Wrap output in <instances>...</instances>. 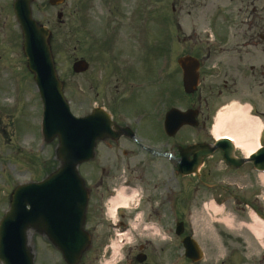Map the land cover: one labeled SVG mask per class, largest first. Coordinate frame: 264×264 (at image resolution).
Masks as SVG:
<instances>
[{
  "label": "flooded vegetation",
  "instance_id": "flooded-vegetation-1",
  "mask_svg": "<svg viewBox=\"0 0 264 264\" xmlns=\"http://www.w3.org/2000/svg\"><path fill=\"white\" fill-rule=\"evenodd\" d=\"M147 2L151 0H75L77 25L91 28V55L89 86L84 88L82 77L77 76L74 98L91 111L102 108L112 122L111 139L98 143L92 164L81 167L88 190L83 230L91 244L77 264H96L101 238L109 230L104 223L108 218L105 205L116 188L137 204L131 213L115 210L123 222L138 214V226L173 222L165 225L173 228L172 233L177 222L187 220L192 194L198 188L188 180L175 186L180 171L193 166L194 152L186 149L194 143H210L207 126L211 114L223 104L237 100L255 106L257 99L264 97V0H153L152 18L167 19L169 28H181L180 14L185 12L190 18L185 27L214 30L212 42L205 34L204 50L191 54L199 62V84L196 96L184 95V99L178 94L177 36L169 51L146 52ZM158 4L168 9H155ZM0 5V16L5 10L12 16L11 0H0ZM136 9L141 32L138 49L130 43L127 51L115 40H105L103 29L111 30L116 24L117 34ZM5 23L11 25L4 16L0 18L1 27ZM194 108L199 109L196 129L183 126L174 131L171 123L177 121V110ZM116 135L119 137L113 139ZM207 164L209 167L204 159L202 167L207 168ZM144 229L147 236L154 232L153 227ZM176 240L164 244L156 239L140 240L130 248H137L145 256L144 262L137 263L134 256L128 260V250L125 263L161 264L151 254L157 252L156 248H177ZM46 248L54 251L49 244ZM45 264L64 263L59 255L58 260L46 256Z\"/></svg>",
  "mask_w": 264,
  "mask_h": 264
},
{
  "label": "rangeland",
  "instance_id": "rangeland-1",
  "mask_svg": "<svg viewBox=\"0 0 264 264\" xmlns=\"http://www.w3.org/2000/svg\"><path fill=\"white\" fill-rule=\"evenodd\" d=\"M46 1L35 0V6L37 7L39 17L44 18L45 23H48L52 31L53 41L51 40V50L56 62L59 78L65 77V79H69L72 77L71 65L73 61L79 55L84 56L86 54L85 49L83 50V54H81L79 48H76L78 46L76 40L83 31L77 30L75 26L74 10L76 7H74V0H66L62 6L63 10L62 7L57 9L46 6ZM1 7L2 5H0ZM155 9L167 10L168 7L165 4H158ZM60 10L63 13L61 19L57 18V12ZM146 10L147 15L152 14L148 6ZM166 15L170 17L169 13H166ZM4 16L12 25L10 26L7 23L3 27L0 25V215L2 216L9 204L13 188L17 184L38 180L44 176L43 172L45 170L55 166L53 153L55 143L45 144L44 150H39L41 145H43L41 144L42 136L39 132L42 103L36 95L33 79L26 70L25 60L21 52L20 36L13 17L7 15L6 10L3 11L0 18L2 19ZM56 20L61 23L58 24ZM180 22L182 26H186L185 21L180 20ZM144 26V38L148 41V45L156 52H162L170 41L167 19L159 17L150 18L145 21ZM139 27L138 10L136 9L129 15L128 22L119 27L117 34L114 32L115 28H118L116 24L112 26L111 30L104 28L103 33L106 35L105 40H115L119 46L129 51L130 43L133 44L135 49H138L141 37ZM121 29H123V36H120ZM189 31V28L178 29L179 44L177 45V53L179 55L181 53L183 55L187 54L189 44H187L185 38ZM83 37L85 36L83 35ZM80 43L86 44L87 42L84 38H80ZM88 57L86 56L84 59L89 61ZM73 88L74 78H71L66 87L65 95L69 98L70 103H74L73 105L71 104L70 109L74 115H77L82 109L80 108L79 110L75 107V102L71 95ZM180 95H182L181 91ZM225 110L217 111V116L212 123V127H214L218 116ZM261 123L264 127L263 120ZM247 174H249V170H246L243 176ZM243 176L240 177V186H246L245 184H247V182H244ZM249 182L255 190V199H264V174H251ZM175 186L180 187V181L176 182ZM161 223L162 226H165L166 224L172 225L173 222L162 221ZM220 229L223 230V227L220 226ZM256 229H259L257 231L259 237L255 238V240L258 243H264V228L260 229L257 225ZM232 234L234 236H244L243 232L235 230H232ZM109 236L110 231L108 230L103 234L101 238L102 242H106ZM129 239H132V236H129ZM198 239L206 247L204 248L206 260H208V256H211L216 251V248H221L217 258H221L226 253L229 261H233L235 264H252L250 262L246 263L243 260L239 262V258L243 256V246L245 244H242L237 238H229L222 235V231L220 234L216 231L212 239L202 238L201 236ZM44 243V239L37 236H34L30 241V245L35 252V264H45V255L53 258L56 257L52 251L44 249ZM132 245L133 242L131 241ZM257 248L255 244L252 246L249 243V248H246V251L249 254L255 253ZM132 250L134 248H130V254ZM125 254L128 257V251H125ZM166 256L167 260H169L168 252ZM129 259L130 257H128ZM218 261L215 258H209V263L211 264H216ZM202 264H205V262Z\"/></svg>",
  "mask_w": 264,
  "mask_h": 264
},
{
  "label": "water",
  "instance_id": "water-1",
  "mask_svg": "<svg viewBox=\"0 0 264 264\" xmlns=\"http://www.w3.org/2000/svg\"><path fill=\"white\" fill-rule=\"evenodd\" d=\"M62 1L49 0L51 4ZM30 2L15 0L13 10L23 38L22 51L27 68L34 75L43 103L45 139H58L56 159L59 167L43 181L20 185L11 193L9 209L0 221L2 264H33L27 247V231L31 228L45 233L67 261L77 259L88 243L87 236L81 231L86 192L76 168L92 157L94 139L97 137L93 135V117L75 120L70 116L61 95V84L53 70L50 33L31 19ZM76 68L79 69V65ZM185 78L189 77L186 75ZM219 148L229 164L240 165L245 161L233 157V148L228 141H221ZM213 150L206 151L204 155L211 154ZM249 161L256 169L264 170V148L251 156ZM69 226L70 230L66 231ZM183 243L186 255L197 259L195 244L188 238Z\"/></svg>",
  "mask_w": 264,
  "mask_h": 264
},
{
  "label": "bare ground",
  "instance_id": "bare-ground-1",
  "mask_svg": "<svg viewBox=\"0 0 264 264\" xmlns=\"http://www.w3.org/2000/svg\"><path fill=\"white\" fill-rule=\"evenodd\" d=\"M261 123L254 118L247 117V110H235L225 113L224 117L218 118L216 126L213 130V135L215 138L220 136L229 137L234 145L242 150L246 155L253 152L257 146V140L261 131ZM224 130L226 134L221 133ZM118 202L123 201V194L120 192L116 198ZM125 201V200H124ZM215 211H219L215 209ZM256 223V222H255ZM264 224H258L261 229ZM252 231H258L256 225L250 227Z\"/></svg>",
  "mask_w": 264,
  "mask_h": 264
}]
</instances>
